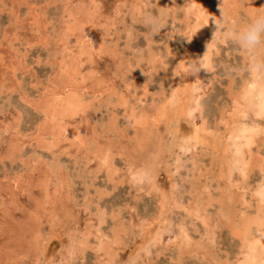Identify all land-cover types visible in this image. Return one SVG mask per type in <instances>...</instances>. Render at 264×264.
Segmentation results:
<instances>
[{
    "label": "rangeland",
    "instance_id": "1",
    "mask_svg": "<svg viewBox=\"0 0 264 264\" xmlns=\"http://www.w3.org/2000/svg\"><path fill=\"white\" fill-rule=\"evenodd\" d=\"M220 10L242 25L264 0H0V264L239 263L264 120L239 99L249 54L207 22ZM254 121L242 178L227 146Z\"/></svg>",
    "mask_w": 264,
    "mask_h": 264
},
{
    "label": "bare ground",
    "instance_id": "2",
    "mask_svg": "<svg viewBox=\"0 0 264 264\" xmlns=\"http://www.w3.org/2000/svg\"><path fill=\"white\" fill-rule=\"evenodd\" d=\"M215 0H213L214 2ZM217 2V1H216ZM203 3V2H202ZM204 4V3H203ZM213 4V3H212ZM200 5V4H199ZM198 5V7H199ZM204 6V5H203ZM233 6V5H232ZM201 7V6H200ZM205 7V6H204ZM207 7V6H206ZM212 8V7H211ZM214 8V7H213ZM212 8V9H213ZM217 8V7H216ZM219 8V6H218ZM221 9L223 7H220ZM194 9V8H193ZM200 9V8H199ZM209 9V8H208ZM195 10V9H194ZM195 12V11H194ZM197 13H201L200 11L197 12ZM196 13V14H197ZM210 13H211V10H210ZM220 13V12H219ZM194 14V13H193ZM202 14V13H201ZM205 14V13H204ZM198 15V14H197ZM209 15L206 13V16ZM88 16V15H87ZM188 16V15H187ZM199 16V15H198ZM205 16V15H204ZM203 16V17H204ZM189 18V17H188ZM196 16H195V20H196ZM201 19V18H200ZM203 20V19H201ZM200 20V21H201ZM199 21V22H200ZM194 22V21H193ZM198 22V20H197ZM205 22V21H204ZM191 23H192V20H191ZM201 23V22H200ZM203 25H206L207 24H204V23H201ZM202 25V26H203ZM213 25V24H212ZM205 27V26H204ZM188 28V27H187ZM203 28V27H202ZM201 28V29H202ZM197 29V27L195 28V30ZM204 30V29H203ZM206 37V36H205ZM208 37V36H207ZM189 39V38H188ZM85 43V42H84ZM83 43V44H84ZM65 45V44H64ZM99 45V44H98ZM82 46V44H81ZM212 46V45H211ZM86 49L89 50V48H87V46H85ZM213 47V46H212ZM66 48V47H65ZM195 48V47H194ZM67 49V48H66ZM65 49V50H66ZM85 49V51H86ZM209 52H210V49L206 48ZM78 50L79 47H78ZM87 50V51H88ZM192 51V50H191ZM69 53V52H68ZM72 53V52H71ZM85 53V52H84ZM211 53V52H210ZM70 54V53H69ZM86 54V53H85ZM77 56V55H76ZM89 56V55H88ZM77 57H80L79 55ZM205 58V57H204ZM210 58V57H209ZM70 59H72V57H70ZM90 59V58H89ZM206 59V58H205ZM208 60V59H206ZM206 62V61H205ZM62 67V66H61ZM67 67V66H66ZM250 68V67H249ZM252 70V69H251ZM65 73V72H64ZM68 73V72H67ZM70 74H72L70 72ZM76 74V73H75ZM198 74V73H197ZM199 75V74H198ZM74 76V75H72ZM70 77V76H69ZM75 77V76H74ZM77 77V75H76ZM75 77V78H76ZM198 77V76H197ZM200 77V76H199ZM73 78V77H72ZM71 79V77H70ZM70 81V80H69ZM75 81V80H74ZM72 83V82H70ZM69 83V84H70ZM74 83V82H73ZM75 84V83H74ZM80 84V83H79ZM76 85V84H75ZM70 87V85H69ZM48 88V87H47ZM72 88V87H71ZM58 89V88H57ZM56 89V90H57ZM74 89V88H73ZM76 89V88H75ZM78 89V88H77ZM242 90V89H241ZM64 91V90H63ZM76 91V90H75ZM78 91V90H77ZM58 92V91H57ZM80 92V91H79ZM79 92H77V94H79ZM62 93V92H61ZM71 93V91H70ZM72 93H75L74 91H72ZM57 94V93H55ZM52 95V94H51ZM64 95V94H63ZM53 96V95H52ZM62 96V95H61ZM75 96V94H74ZM79 96V95H78ZM59 97V96H58ZM261 97H264V71H261L259 73H257V71L254 69L251 71V77H250V80L247 82L246 84V87L244 88L243 90V93L240 95V98L238 96V98L245 102L244 104L246 105V107L250 108L253 112H254V117H256V119H261V120H264V100L261 99ZM53 98V97H51ZM77 98V97H75ZM71 99V98H70ZM173 99V98H172ZM73 101V99H71ZM70 100V101H71ZM76 101V99H74ZM237 100V99H236ZM239 100V101H240ZM52 101V100H50ZM175 101V100H174ZM238 102H235V105L236 104H240ZM79 102V101H78ZM78 102L76 103V105L78 104ZM70 103V102H69ZM74 103V104H75ZM42 104H44V102H42ZM41 104V105H42ZM51 104V102H50ZM174 104V103H173ZM175 104H176V101H175ZM40 105V104H39ZM67 104H65L63 102V104L61 103V106L62 107H66ZM55 105H53L54 107ZM60 106V108H62ZM237 106V105H236ZM56 107V106H55ZM244 107V106H243ZM243 107L241 108V106H238V108L243 109ZM46 108V107H45ZM79 107H77L78 109ZM237 108V110H238ZM246 108V109H248ZM53 109H57L56 108H53ZM52 109V110H53ZM64 109V108H63ZM75 109V108H73ZM76 109V110H77ZM45 110V109H44ZM236 110V112H237ZM244 110V109H243ZM56 111V110H55ZM72 111V110H71ZM69 111V112H71ZM242 111V110H241ZM240 111V112H241ZM249 111V110H248ZM247 111V112H248ZM48 112V111H47ZM57 112V111H56ZM75 112V111H73ZM181 112V111H180ZM52 113V112H51ZM68 113V111H67ZM58 114V113H57ZM71 114V113H70ZM74 114V113H72ZM50 116H53V115H50ZM65 116V115H64ZM83 116V115H82ZM50 118V117H49ZM52 118V117H51ZM242 118V117H241ZM44 119V118H43ZM54 119V118H53ZM58 119V118H57ZM255 119V120H256ZM51 120V119H49ZM63 120V119H62ZM57 122V121H56ZM56 122H53L54 124ZM255 122V121H254ZM263 122V121H262ZM59 123V122H58ZM235 123V122H234ZM50 124V122L48 123ZM253 124V123H252ZM241 126V125H240ZM243 126V125H242ZM46 127V126H45ZM51 127V126H50ZM49 127V128H50ZM55 127V126H54ZM262 127V126H261ZM48 128V129H49ZM171 128V127H170ZM47 129V128H46ZM52 129H55V128H52ZM51 130V128H50ZM65 130V129H63ZM236 130V129H235ZM54 131V130H53ZM61 131V130H60ZM262 131L261 128H259L258 125H256V122L252 125V126H246V127H240L237 129V132L236 134H234L232 137H231V143L229 144V147L227 146V148L231 151V160H232V166L234 168H236V170H239V173L241 174V177L242 178H245L247 173L251 170V166H253V164L255 165V163L257 164L258 162L257 161H250L251 159H246L245 157V152L249 151V148H250V145L252 143L253 140H255L256 136H258L260 134V132ZM63 132V131H62ZM49 133H52L51 131H49ZM56 133V131H55ZM66 134V133H65ZM169 135V134H168ZM229 138V137H228ZM262 138V137H261ZM255 142V141H254ZM173 144V143H172ZM109 150V149H108ZM87 152V151H86ZM106 153V152H105ZM153 155V154H152ZM155 155V154H154ZM157 155V154H156ZM155 155V156H156ZM153 156V157H155ZM149 157V156H148ZM152 157V156H151ZM152 157V159H153ZM150 158V157H149ZM157 158V156H156ZM101 161V160H100ZM152 160L150 159V162ZM146 163V161H144ZM155 162L154 164H156V161H153ZM148 163V161H147ZM152 163V162H151ZM264 163V162H263ZM262 163V165H263ZM144 164V163H143ZM142 164V165H143ZM150 164V163H148ZM230 164V163H229ZM260 164V167L256 165V167L260 168V172L263 173V176H262V180L261 182L256 186V188H254V193L252 194L255 198H256V202L258 203L257 206H256V212L254 214V216L252 217H248L246 214H244L243 217H241V220L239 221L240 224L238 225H235V226H232L234 227V229H237L238 232L237 233H232L233 235H236L238 234L239 237H237V240L239 239L240 241V246H241V249H244L245 250V254L244 256L242 257L241 260H238V264H264V212H263V208H264V170L262 169V166H261V163ZM107 165V164H106ZM141 165V166H142ZM146 165V164H145ZM149 166V165H148ZM144 167V166H143ZM147 168V167H146ZM153 168V167H152ZM197 168V167H196ZM151 169V168H150ZM155 169V168H153ZM148 170V169H147ZM235 170V171H236ZM149 171V170H148ZM155 171V170H154ZM228 171V170H227ZM232 171V170H231ZM230 171V172H231ZM234 171V172H235ZM141 172V171H140ZM140 172H137L138 174ZM154 173V172H153ZM232 173V172H231ZM136 174V173H135ZM137 174V175H138ZM228 174V173H227ZM147 175V173H144V176ZM232 175V174H231ZM134 176V175H133ZM143 176V175H142ZM140 177V176H139ZM147 178V176H145ZM144 177V178H145ZM143 178V179H144ZM142 179V178H141ZM136 180V179H135ZM150 180V179H148ZM137 182V181H136ZM141 182V181H140ZM150 183V182H149ZM152 183V181H151ZM59 187V186H58ZM217 188V187H216ZM211 193V192H210ZM222 201V200H221ZM46 204V203H45ZM232 210V209H231ZM243 213V212H242ZM250 216V215H249ZM235 221V220H234ZM207 224V223H206ZM237 224V223H236ZM208 225V224H207ZM205 225V226H207ZM210 227V226H209ZM212 227V226H211ZM186 229V228H185ZM234 231V230H233ZM148 232V231H147ZM186 232V231H185ZM206 232V231H205ZM236 232V231H235ZM147 234V233H146ZM188 234V233H187ZM213 234V233H212ZM148 235V234H147ZM207 235V233H206ZM51 236V235H50ZM179 236V235H178ZM189 236V235H188ZM237 236V235H236ZM235 236V237H236ZM180 237V236H179ZM213 237V236H212ZM177 238V236H176ZM179 239V238H178ZM177 239V240H178ZM181 239V238H180ZM203 240V239H202ZM208 240V239H207ZM153 242V241H152ZM181 242V241H180ZM206 242V240H205ZM210 242V241H209ZM105 243V242H104ZM150 243V242H149ZM182 243V242H181ZM200 243V242H199ZM201 244V243H200ZM210 244V243H209ZM101 245V243H100ZM206 245V244H205ZM203 244V246H205ZM104 246V245H103ZM114 246V245H113ZM147 246V245H146ZM152 246V245H151ZM202 246V245H201ZM106 248V247H105ZM104 248V249H105ZM146 248V247H145ZM100 249V247H99ZM103 249V248H102ZM101 249V250H102ZM146 250V249H144ZM148 252V251H147ZM241 253V251L239 252V254ZM242 255V254H241ZM238 258V256H237ZM236 260V259H235Z\"/></svg>",
    "mask_w": 264,
    "mask_h": 264
},
{
    "label": "clouds",
    "instance_id": "3",
    "mask_svg": "<svg viewBox=\"0 0 264 264\" xmlns=\"http://www.w3.org/2000/svg\"><path fill=\"white\" fill-rule=\"evenodd\" d=\"M158 2V0H157ZM251 3V0H248ZM148 4H145V8ZM143 15V14H142ZM215 25L216 36L214 39L218 43H231L249 54L250 67L257 73L264 70V11L253 14L250 21L239 24L233 16H226L220 10L219 17H207V22ZM145 26L150 27L154 32H158L166 26V17L162 13L153 15L147 13L144 16ZM203 70V65L199 61H193L182 68L187 74L196 75ZM264 100V97H261Z\"/></svg>",
    "mask_w": 264,
    "mask_h": 264
}]
</instances>
